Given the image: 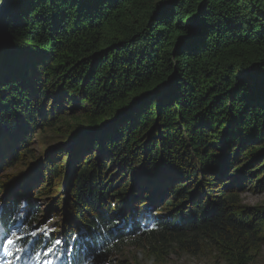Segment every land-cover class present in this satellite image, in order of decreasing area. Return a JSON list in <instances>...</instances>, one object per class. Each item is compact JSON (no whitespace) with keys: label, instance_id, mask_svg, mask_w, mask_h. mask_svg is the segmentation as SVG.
I'll return each mask as SVG.
<instances>
[{"label":"trees","instance_id":"1","mask_svg":"<svg viewBox=\"0 0 264 264\" xmlns=\"http://www.w3.org/2000/svg\"><path fill=\"white\" fill-rule=\"evenodd\" d=\"M0 2V168L27 126L42 141L110 120L50 150L10 188L5 214L27 204L32 229L52 201L67 215L54 234L79 239L94 264H121L122 243L157 259L211 246L248 264L264 237V210L240 198L264 190V0ZM43 166L48 179L67 172L64 200L48 179L32 192Z\"/></svg>","mask_w":264,"mask_h":264},{"label":"rangeland","instance_id":"2","mask_svg":"<svg viewBox=\"0 0 264 264\" xmlns=\"http://www.w3.org/2000/svg\"><path fill=\"white\" fill-rule=\"evenodd\" d=\"M67 110L68 107L62 105V110L60 113H57L55 119L57 122H59V120L62 121L61 124L64 125V127L61 129L62 132L63 130L66 132L68 131L65 128L66 124L69 123V120L65 119ZM75 124L76 123H73L70 126L76 127ZM107 126L108 124L102 128H105ZM37 127L38 126L30 130V127L27 126L26 129L28 130V132L24 136V139L27 138V136L30 138L27 141V143H25L24 146H26L28 150L34 153L33 159H30V154H28L26 151L25 153L21 154L24 146L19 145L16 148L15 155L10 159L6 160L4 163H2V167L0 168V206L6 204L8 192L13 185L17 186V192H19L18 186H21V184L25 183L28 175L31 172L39 170L45 155L47 156L52 153V151L50 150L55 151V149L53 148L55 147L58 148L59 145L67 148V144L64 142L67 141L66 138L68 136L64 137L63 135L59 134L60 132L50 133V130H48L49 132L45 131L46 137H44V139H42L41 141V138L37 137L38 133L40 132ZM92 131L94 130H91L89 133H91ZM70 132H68L67 135H69ZM49 134L50 136L47 137V135ZM1 141H4V139ZM252 145H258V142H253ZM62 158L63 156H60L59 161H62ZM261 161L262 160H260V162ZM56 169L60 170V168H56ZM47 172L48 171H45V168L43 166L42 177L39 181H37L33 185L32 192L38 191V189H40V187H42L45 184L44 182L48 179ZM61 177L62 176L58 174L52 176L48 179L49 181L48 183H51L52 185L51 187L52 192L50 193V195L59 193L61 195L62 200H64L65 198H63L62 192L65 190L66 187L67 172L65 174V179H61ZM17 178L21 180L15 182L14 184H11ZM41 198H43V196ZM41 198H38V200H35V202L42 201ZM240 198H241V205H243L245 208L264 210V190L256 189V188L253 190L250 189L248 191H245V193L242 194ZM51 203L49 201L44 202L43 203L44 210L39 211L38 209L39 212L33 214V217L36 218V224H35V229L33 231H29L30 233L43 232L42 231L43 228L44 232L54 235V232L55 230L58 229L59 225L65 222V217L67 215L63 213H52L50 210H48ZM46 204L48 205L46 206ZM15 212L16 214L23 213V211L21 210ZM50 213L54 215H51ZM29 217L30 216L27 214L25 223H27ZM256 226L258 228L263 229L264 221L262 220L258 221ZM123 227L124 225L122 224L120 228ZM262 232H264V230H262ZM121 246L124 247L120 250L118 255L111 258L121 262V264H234V263H230L229 261H226L223 257H221V254H219L214 248H211V246H207L203 250H198L196 252L194 250V247L172 245L171 248H169L167 252L162 255V257H158V259L155 258V255H153V249H151L148 246L146 249L144 248L145 245L142 244H140V247L138 246L134 247L133 245H128V243H124V244L122 243ZM95 264H108V263H106V261L103 260L102 258L101 261H99L98 263L95 262ZM248 264H264V237H262V239L260 240L259 247L254 250L253 257Z\"/></svg>","mask_w":264,"mask_h":264},{"label":"snow or ice","instance_id":"3","mask_svg":"<svg viewBox=\"0 0 264 264\" xmlns=\"http://www.w3.org/2000/svg\"><path fill=\"white\" fill-rule=\"evenodd\" d=\"M2 230V229H0ZM32 236H36L37 233H32ZM60 241H56V243H59ZM33 245V248L35 247L36 242L34 240L30 241L26 238L25 235L18 234L17 231L11 232V235L6 239V241L0 243V247L3 248L5 254L9 257L15 256L16 259L19 261L21 256H27L29 252L31 251L29 248V245ZM12 246L15 249V252H8V247ZM53 252V249L49 248L44 253L45 256H48ZM36 255H39L37 253ZM7 264H11V261H7ZM49 264L51 262L49 261Z\"/></svg>","mask_w":264,"mask_h":264},{"label":"water","instance_id":"4","mask_svg":"<svg viewBox=\"0 0 264 264\" xmlns=\"http://www.w3.org/2000/svg\"><path fill=\"white\" fill-rule=\"evenodd\" d=\"M0 5H1V2H0ZM167 84H168V82H167ZM164 87H166V83H164L163 84V86H159V88L158 89H155V91L156 90H161V89H163ZM140 99V98H139ZM139 99H134L133 100V105L135 104V103H137L138 101H139ZM132 106L130 105V106H127V107H124V108H122V109H120V110H118V112L115 114V116H114V118L113 119H118V118H120V117H122L130 108H131ZM112 119V120H113ZM110 121V120H109ZM109 121H107V122H104V123H101V124H99L97 127H93V128H86V129H77V130H75V131H73V132H70V134L68 135V137L66 138V140L68 141H66V142H64V143H66L67 144V147H71L72 146V144L78 139V138H81V137H83V136H85V135H87L91 130H94V129H101L102 127H104V126H106L107 124H109ZM69 140H70V142H69ZM66 144H64V145H66ZM19 180V178H17V179H15L12 183H15V182H17Z\"/></svg>","mask_w":264,"mask_h":264}]
</instances>
